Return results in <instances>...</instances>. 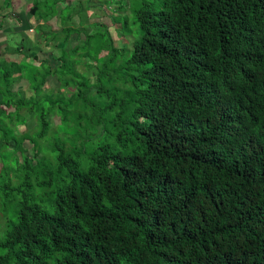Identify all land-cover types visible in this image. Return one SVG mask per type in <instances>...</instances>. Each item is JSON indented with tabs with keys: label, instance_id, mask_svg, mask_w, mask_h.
Listing matches in <instances>:
<instances>
[{
	"label": "trees",
	"instance_id": "1",
	"mask_svg": "<svg viewBox=\"0 0 264 264\" xmlns=\"http://www.w3.org/2000/svg\"><path fill=\"white\" fill-rule=\"evenodd\" d=\"M88 2L0 55V264H264V0Z\"/></svg>",
	"mask_w": 264,
	"mask_h": 264
},
{
	"label": "rangeland",
	"instance_id": "2",
	"mask_svg": "<svg viewBox=\"0 0 264 264\" xmlns=\"http://www.w3.org/2000/svg\"><path fill=\"white\" fill-rule=\"evenodd\" d=\"M87 0H67V2L70 5H76V8L81 4L86 2ZM88 5L90 7L89 11H86V9H83L80 16H75L73 21L74 26L80 27V19L83 20L84 26H86V31H94L98 28H102L104 26L107 27V30L109 31L110 35L113 38L114 45L116 47L121 46H129L131 41H128L127 38H124L120 35V29L119 24L113 23L111 21L109 11L111 10L110 7H107L108 9H104L103 6H106L104 4V0H88ZM33 0H12L11 5H8V0H0V55L4 54L7 58H16L19 57L16 53L19 55L21 52H19L21 49L18 48V44H23L25 47H23V50L26 51L30 55L32 54V49H28L27 45L32 46V48H38L36 49V53L40 56H42L45 53V56H48L51 54L49 51V48H46L43 45V40H41L40 36L37 34V24H41V22H37L34 20V17L29 12L28 7L32 4ZM114 8V6H112ZM114 12H117L113 10ZM128 13V11H127ZM82 22V21H81ZM49 29L50 30H60L61 26L59 25V20L57 18L51 19L48 22ZM85 32V31H84ZM84 38V33L82 32L78 39H76L74 36H71L69 38L67 43H59L56 45V48L54 50V54L58 56L60 51L63 49L64 46H71L73 44L79 43ZM40 39L39 46L36 44V41ZM17 47V48H16ZM7 53H12L7 54ZM52 53V54H53ZM28 60L32 62H36L33 58H29ZM91 80H94L93 77H91ZM56 80L55 78H49L48 82L43 87L45 90L50 89V87H55ZM23 85V86H21ZM16 89L17 87H23L22 93L28 94L29 89L25 83L20 82L19 84L14 86ZM28 120L29 126L34 125V120L31 115L25 114ZM59 118L58 116H54L52 118V123H58ZM26 146H29L26 144ZM28 153H30L28 151ZM3 218H0V236L3 233Z\"/></svg>",
	"mask_w": 264,
	"mask_h": 264
}]
</instances>
